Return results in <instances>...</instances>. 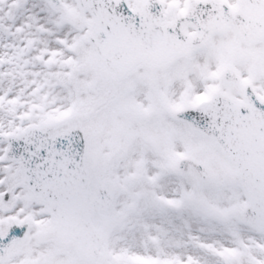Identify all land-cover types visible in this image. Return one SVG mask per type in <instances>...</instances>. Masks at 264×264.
<instances>
[{"label":"rangeland","instance_id":"rangeland-1","mask_svg":"<svg viewBox=\"0 0 264 264\" xmlns=\"http://www.w3.org/2000/svg\"><path fill=\"white\" fill-rule=\"evenodd\" d=\"M163 1L165 20L176 16L187 2ZM225 1L236 4V0ZM61 2L59 9L45 0L0 2V102L4 106L0 120L20 100L25 101L21 110L29 112L34 123L57 118L70 105L81 110L64 125L86 126L92 175L110 177L118 186L111 208L115 219L104 229L103 239L113 264L264 263V231L235 218L242 194L226 178L225 156L213 140L170 113L171 108L191 103L214 88L215 81L208 75L226 62L241 74L252 75L253 86L264 90V37L247 42L231 28L216 31L204 44L160 67L138 65L111 82L90 44L83 41L84 28L71 26L61 17L64 8H74L73 0ZM66 42L71 45L65 53ZM73 73V80L84 81L83 87L69 81ZM84 112L88 116L80 120L78 115ZM146 141L148 163L142 158ZM183 155L199 157L208 176L200 178L192 169L175 170V159ZM133 162L140 164L143 173L136 179L128 176L138 174ZM135 181L142 182L145 192ZM17 197L8 214L23 211L38 216L34 205ZM112 232H117V244ZM38 244L39 238L33 242ZM66 249L73 264L76 253ZM134 256L140 259L133 261Z\"/></svg>","mask_w":264,"mask_h":264},{"label":"water","instance_id":"water-1","mask_svg":"<svg viewBox=\"0 0 264 264\" xmlns=\"http://www.w3.org/2000/svg\"><path fill=\"white\" fill-rule=\"evenodd\" d=\"M150 1L152 0H148V2ZM240 3L239 8L229 9L220 0H202L200 3L195 2L188 6L186 12L179 17L174 26L171 27H160L158 25V7L156 11H154L153 7L155 6H148V62L154 65L164 63L173 55L184 52L189 47L204 41L211 30L225 27L229 23H233L238 33L246 38L259 37L264 33V25H262L264 24V0H240ZM200 5L207 7H200ZM191 6H194V8H191ZM183 21L193 22L197 31L193 35L181 34L178 30V26ZM103 41L104 38L97 44L99 49ZM116 63V59L111 60L112 65ZM239 109L240 108H237L230 113L228 112L227 117L232 114L233 118H239L242 124V132L237 131L231 133L232 127L229 125L224 127V131L227 132V141L222 133L223 127L220 129V133L223 140L228 144L227 150L232 155L244 161L249 157V159L251 158L255 163L253 170L250 171L249 166L246 168V164H243L241 160L237 159L238 166H240V170H238L240 180L247 186L248 203L245 207V211H243L245 219L263 226L264 167L262 168L260 166L262 164L261 161L257 162L256 160L264 157V114L253 115L250 109L249 112L244 111L239 113ZM255 109L256 108H252V110ZM179 113H183L187 118L199 116V123L204 124L206 129L214 128L213 126L225 125L227 122L225 117L212 116L214 114L210 116L206 115L208 112L196 115L195 107H185L179 110ZM229 124L233 125L234 122L230 120ZM239 135L241 143L239 142L237 147L243 146L244 151L233 149L230 143V139L233 136L238 137ZM53 142H49L44 148L45 151L50 154L53 153L55 147L64 152V150L67 149L66 145L69 140H55ZM30 149L33 151L39 150L36 146H30ZM61 160H63V157ZM63 161L66 166H71L73 164V162H68L65 159ZM87 198V205H89L91 204V199L88 196ZM98 208L99 207H95L91 204L92 210ZM99 209L101 210L102 208ZM257 212L263 215H259L261 217H258V215L255 214Z\"/></svg>","mask_w":264,"mask_h":264},{"label":"bare ground","instance_id":"bare-ground-1","mask_svg":"<svg viewBox=\"0 0 264 264\" xmlns=\"http://www.w3.org/2000/svg\"><path fill=\"white\" fill-rule=\"evenodd\" d=\"M75 74V73H74ZM73 77H74V75H72L71 76V78L69 79V81L70 82H73L74 84H75V86H78V87H83V81H81V80H77L76 82H75V80H73ZM211 155V154H210ZM210 155H208V157L210 156ZM211 158V156L209 157V159Z\"/></svg>","mask_w":264,"mask_h":264},{"label":"flooded vegetation","instance_id":"flooded-vegetation-1","mask_svg":"<svg viewBox=\"0 0 264 264\" xmlns=\"http://www.w3.org/2000/svg\"><path fill=\"white\" fill-rule=\"evenodd\" d=\"M31 262H32V264H35V261L32 260Z\"/></svg>","mask_w":264,"mask_h":264}]
</instances>
